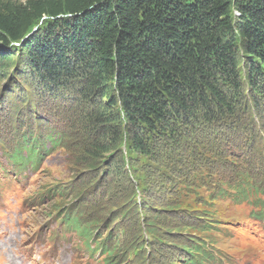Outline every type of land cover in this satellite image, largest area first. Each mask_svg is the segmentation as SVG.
I'll list each match as a JSON object with an SVG mask.
<instances>
[{
	"label": "trees",
	"instance_id": "obj_1",
	"mask_svg": "<svg viewBox=\"0 0 264 264\" xmlns=\"http://www.w3.org/2000/svg\"><path fill=\"white\" fill-rule=\"evenodd\" d=\"M4 79L8 85L0 93V112L14 111L18 119L26 108L33 125V130L24 132L16 127L11 145L0 141L16 172L39 169L50 152L66 144L64 131L45 130L53 127L49 116L31 110L41 108L48 98L71 100L74 110L85 116L79 126L85 131L92 127L93 137L83 146L82 161L91 181L101 172L105 176L108 168L127 172L133 163L126 165L131 151L140 157H153L154 149L160 154L155 144L160 139L163 152L171 143L183 144L181 129L199 119L212 127L223 119L239 118L252 133L261 135L258 124L248 119L255 111L259 122L263 121L259 99L264 102V0H0V81ZM69 126L71 131L79 130L77 123ZM260 128L264 129L263 122ZM188 141L183 153L168 156L169 163L181 161ZM209 142L216 141L210 137ZM124 145L130 150L126 156ZM188 161L187 157L183 163L187 166ZM2 169L0 173L8 176ZM194 171L195 182L186 184L187 192L204 183L201 171ZM155 175L169 179L179 191L178 178ZM189 175L190 171L183 172L179 178L189 181ZM243 180L245 188L234 198L255 192L251 178L243 174ZM66 191L62 186L52 194ZM178 195L177 206L188 197L184 190ZM218 196L213 192L204 202L214 212L185 211L193 220H219L215 215ZM257 203L260 209L254 217L264 221V199L258 198ZM143 205V199L135 200L116 220L130 213L136 218ZM59 219L66 231L80 237L90 255L104 253L105 264L140 260L147 264V251L155 248L150 244L158 239L154 224L139 228L136 221L138 237H133L128 251L117 254L122 242L111 241L116 238L112 235L115 224L104 237L101 222L86 221L79 208L66 210ZM145 233H151V240ZM181 249L182 264H220L200 239L189 240ZM121 257L123 262L118 261Z\"/></svg>",
	"mask_w": 264,
	"mask_h": 264
},
{
	"label": "rangeland",
	"instance_id": "obj_2",
	"mask_svg": "<svg viewBox=\"0 0 264 264\" xmlns=\"http://www.w3.org/2000/svg\"><path fill=\"white\" fill-rule=\"evenodd\" d=\"M7 85V79L0 81V93ZM259 101L263 121L259 122L255 111L248 121L258 124L261 135H256L255 131L252 133L239 118L223 119L212 127L199 119L188 129H181L183 144L175 146L171 143L163 152L164 140L160 139L155 143L161 149L160 154L154 149L153 157H140L138 152L131 151L132 157L128 156L126 165L129 167L128 162L133 163L127 172H111L108 168L109 180L101 172L95 181H91L82 161L83 146L93 137L92 127L89 125V130L85 131L79 126L85 116L74 110L71 100L45 99L41 108H32V112L49 116L53 127H45V130L64 131L67 141L50 152L39 169L24 172L14 170L0 146V166L9 173L8 176L0 173V264H105L104 253L90 255L80 237L75 232L67 233L59 223L66 210L74 212L78 208L86 221L101 222L103 236H107L109 228L116 225L112 233L116 238L111 241L122 242V249H118L117 254L130 249L133 237H138L139 228L154 224L158 239L150 244L155 248L147 251V264H182L181 247L191 239L206 242L220 264H264V222L254 218L260 209L257 199L264 198V129L260 128V124H264V102ZM10 108L12 111V105ZM12 112H0V141L8 145L17 136L16 127L21 129L20 132L26 128L33 130L26 108L18 119ZM73 122L78 124L79 130H70L69 124ZM34 125L39 126L38 123ZM37 128H34V134L38 133ZM210 137L216 142L207 143ZM187 140L185 156L176 164L169 163L168 156L183 153ZM122 148L126 156L130 150L125 145ZM187 157L186 166L183 162ZM196 168L201 171L204 183L193 185L187 192L189 186L186 184L195 182ZM187 171H190L189 181L180 179V174ZM134 172L139 178L137 182L133 179ZM155 173L178 178L181 183L179 191L184 190L188 197L185 196L177 206L175 199H179V191L171 186L169 179L160 180ZM243 174L251 178V183L256 186L255 192L234 198L245 188ZM62 186L67 188L63 195L52 194ZM221 191L224 194L218 196ZM213 192L218 196L215 215L219 220L212 223L198 217L193 220L187 212L212 210L210 205L204 206V202ZM140 199L144 200V205L136 218L130 213V217L125 215L116 220L118 215H123L121 213L128 204ZM163 207L166 209L160 211ZM181 207L186 209L181 211ZM150 234L145 233V238L151 240ZM132 255L128 256L129 261ZM118 261L123 262V258ZM139 262L131 264H142L141 260Z\"/></svg>",
	"mask_w": 264,
	"mask_h": 264
}]
</instances>
